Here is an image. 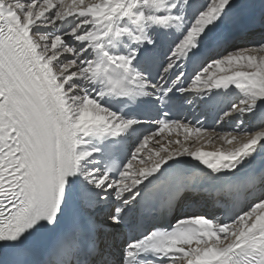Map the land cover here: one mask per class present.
Masks as SVG:
<instances>
[{
  "label": "snow or ice",
  "instance_id": "1",
  "mask_svg": "<svg viewBox=\"0 0 264 264\" xmlns=\"http://www.w3.org/2000/svg\"><path fill=\"white\" fill-rule=\"evenodd\" d=\"M258 157L264 0H0V264H264Z\"/></svg>",
  "mask_w": 264,
  "mask_h": 264
},
{
  "label": "bare ground",
  "instance_id": "2",
  "mask_svg": "<svg viewBox=\"0 0 264 264\" xmlns=\"http://www.w3.org/2000/svg\"><path fill=\"white\" fill-rule=\"evenodd\" d=\"M256 45H254V44H247L246 45V47H255ZM189 111H191V110H189ZM199 112V111H198ZM197 112V113H198ZM213 117H214V112H208L207 113V115H206V120H207V124L208 125H211L212 123H213ZM193 118V116L192 115H189V119H192ZM256 123H258V119L257 120H254V121H250L249 122V124H250V126L251 125H254V124H256ZM233 124H234V122H232V124H229L228 126H227V129H230L232 126H233ZM189 127H194V125H189ZM257 130H260V129H257ZM221 130L219 129V128H212V127H208L207 128V131L206 132H204L203 133V136L205 137V138H207L208 136H210V135H214V133H216V132H220ZM175 133V136L177 137V135H178V133H181V135L179 136V140H183V143H184V145L186 146L187 145V143L189 142L190 144H194V140H195V135L194 134H189V136H188V139L187 140H184V133H183V131L182 130H176V132H174ZM173 133V134H174ZM233 135H238V136H240V135H244L243 133H236V132H233L232 133ZM166 136V135H165ZM194 146H196V147H199V145H194ZM209 146V147H208ZM221 146V144H220V141L219 140H215L213 143H211V144H205L204 145V148H205V150H214V149H216V148H219ZM262 166H264V158H261V157H258L255 161H254V164H253V168L254 169H259V168H261Z\"/></svg>",
  "mask_w": 264,
  "mask_h": 264
},
{
  "label": "rangeland",
  "instance_id": "3",
  "mask_svg": "<svg viewBox=\"0 0 264 264\" xmlns=\"http://www.w3.org/2000/svg\"><path fill=\"white\" fill-rule=\"evenodd\" d=\"M198 111H199V109L196 110V112H198ZM188 114L194 116L196 113H192V111H189ZM179 131H180V130H179ZM174 132H176V130L173 131L172 133H166L165 135H166V137H171V139H172L173 141L179 140V136L181 135V133H178V135H177V137H176ZM173 133H174V134H173ZM171 146H172V145H169V147H171ZM184 146H185V145H184ZM193 146H194L193 143L190 144V143L188 142L187 145H186L185 147L192 148ZM208 147H209V146H208Z\"/></svg>",
  "mask_w": 264,
  "mask_h": 264
}]
</instances>
